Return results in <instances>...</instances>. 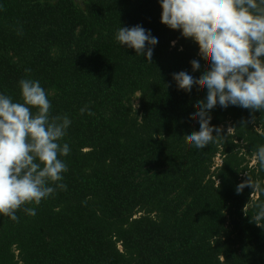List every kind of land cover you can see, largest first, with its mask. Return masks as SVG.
<instances>
[{
    "label": "trees",
    "instance_id": "trees-1",
    "mask_svg": "<svg viewBox=\"0 0 264 264\" xmlns=\"http://www.w3.org/2000/svg\"><path fill=\"white\" fill-rule=\"evenodd\" d=\"M160 11L158 0H0V93L23 102L18 82L39 80L50 115L71 120L67 187L16 221L0 215V264H264V111L217 104L221 136L191 146L206 89H178L172 74L191 70L198 44ZM136 24L158 39L151 63L114 38Z\"/></svg>",
    "mask_w": 264,
    "mask_h": 264
},
{
    "label": "clouds",
    "instance_id": "clouds-1",
    "mask_svg": "<svg viewBox=\"0 0 264 264\" xmlns=\"http://www.w3.org/2000/svg\"><path fill=\"white\" fill-rule=\"evenodd\" d=\"M158 4L160 22L198 44V55L189 62L191 70L173 73L172 78L178 89L191 91L197 82L206 89L193 112L199 129L185 135L191 146L203 149L221 136V129L210 124V111L217 104L264 111V0H158ZM114 38L151 63L158 39L150 30L139 24L119 26ZM202 56L208 57L209 66L197 76ZM18 86L23 102L0 93V215L13 221L21 206L39 205L56 188L67 187L62 183L67 164L59 157L70 153L69 145L60 143L71 125L69 117L50 115L52 105L39 80L21 79ZM256 161L264 170V146L257 149ZM244 186L240 183L236 191ZM24 212L36 215L35 208ZM257 219H264V205Z\"/></svg>",
    "mask_w": 264,
    "mask_h": 264
},
{
    "label": "rangeland",
    "instance_id": "rangeland-1",
    "mask_svg": "<svg viewBox=\"0 0 264 264\" xmlns=\"http://www.w3.org/2000/svg\"><path fill=\"white\" fill-rule=\"evenodd\" d=\"M136 102H137V101L134 100V106H135V107H137ZM215 161H216V163H219V162H220V158H219V157H216ZM253 162H254V160L252 159L250 163H253Z\"/></svg>",
    "mask_w": 264,
    "mask_h": 264
}]
</instances>
